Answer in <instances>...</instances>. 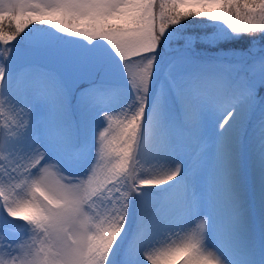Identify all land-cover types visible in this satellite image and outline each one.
<instances>
[{"label": "snow or ice", "instance_id": "1", "mask_svg": "<svg viewBox=\"0 0 264 264\" xmlns=\"http://www.w3.org/2000/svg\"><path fill=\"white\" fill-rule=\"evenodd\" d=\"M0 264H264V0H0Z\"/></svg>", "mask_w": 264, "mask_h": 264}, {"label": "rangeland", "instance_id": "2", "mask_svg": "<svg viewBox=\"0 0 264 264\" xmlns=\"http://www.w3.org/2000/svg\"><path fill=\"white\" fill-rule=\"evenodd\" d=\"M197 26H198V29L206 27V25L202 24V23H199ZM113 71H114V73L119 74V69L116 68L115 66L113 67ZM119 83L121 84V86L123 88V93H122L123 100L127 101L128 99L131 98V95H132V93L130 91V88L127 85L125 79L122 76L119 78ZM153 87H155V85H153ZM113 126L114 127L116 126L115 123H114ZM143 168L148 170V171H151V165L148 164V163L143 164ZM80 171H82V169H72L71 170L72 174H78ZM253 215H254V217L256 219L257 236H258V239H259V235H260L259 209H258V206L256 205L255 201L253 202ZM129 226L131 227V225H129Z\"/></svg>", "mask_w": 264, "mask_h": 264}, {"label": "trees", "instance_id": "3", "mask_svg": "<svg viewBox=\"0 0 264 264\" xmlns=\"http://www.w3.org/2000/svg\"><path fill=\"white\" fill-rule=\"evenodd\" d=\"M199 23H196L195 21L191 24V25H187V27L189 28V30H195V29H198V25ZM236 47H239L240 46V43L237 42L235 44Z\"/></svg>", "mask_w": 264, "mask_h": 264}, {"label": "bare ground", "instance_id": "4", "mask_svg": "<svg viewBox=\"0 0 264 264\" xmlns=\"http://www.w3.org/2000/svg\"><path fill=\"white\" fill-rule=\"evenodd\" d=\"M130 227V226H129Z\"/></svg>", "mask_w": 264, "mask_h": 264}]
</instances>
